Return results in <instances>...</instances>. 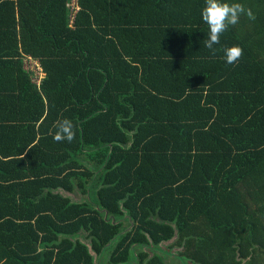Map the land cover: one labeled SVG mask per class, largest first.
<instances>
[{"label":"trees","instance_id":"obj_1","mask_svg":"<svg viewBox=\"0 0 264 264\" xmlns=\"http://www.w3.org/2000/svg\"><path fill=\"white\" fill-rule=\"evenodd\" d=\"M229 2L213 55L205 0H0L1 264H264V0Z\"/></svg>","mask_w":264,"mask_h":264},{"label":"clouds","instance_id":"obj_2","mask_svg":"<svg viewBox=\"0 0 264 264\" xmlns=\"http://www.w3.org/2000/svg\"><path fill=\"white\" fill-rule=\"evenodd\" d=\"M246 15L249 20H255L256 15L251 8H245L239 2L230 3L229 0H205L202 8V19L208 25L209 32L204 40V46L207 47L213 55L217 49L214 45L220 43L221 35L239 23L240 17ZM226 62L236 63L243 56V49L240 45H233L224 49ZM56 132L54 140L56 142H73L76 138L75 124L71 119L64 118L58 120L55 124Z\"/></svg>","mask_w":264,"mask_h":264},{"label":"flooded vegetation","instance_id":"obj_3","mask_svg":"<svg viewBox=\"0 0 264 264\" xmlns=\"http://www.w3.org/2000/svg\"><path fill=\"white\" fill-rule=\"evenodd\" d=\"M177 251H178V249L174 248L171 251H169L170 253L164 254L163 255L164 264H190V263H188L187 259L182 260V259H180V257L176 256ZM243 262H242V264H243Z\"/></svg>","mask_w":264,"mask_h":264},{"label":"crops","instance_id":"obj_4","mask_svg":"<svg viewBox=\"0 0 264 264\" xmlns=\"http://www.w3.org/2000/svg\"><path fill=\"white\" fill-rule=\"evenodd\" d=\"M32 59V58H31ZM34 60V59H33ZM29 65H30V63L29 62H25L24 63V66L26 67V68H29ZM41 67V66H40ZM33 78H34V76L32 75L31 76V79L33 80ZM34 83H36V84H38L35 80L33 81ZM39 82H40V79H39ZM19 175H21V173H18ZM0 176H2V174H0ZM3 176L4 177H9V179H7V180H4V181H0L1 183H4V184H8V183H10V182H12L11 180H17V181H19V182H23V181H25L26 179V177H23V178H19V179H17V178H15V175L14 174H3ZM14 178V179H13ZM27 181V180H26ZM58 191V190H57ZM60 192V191H59ZM62 193V192H61ZM92 196H94V191L92 192ZM4 253H5V251L3 250V251H0V255H4ZM1 262H2V260H0V264H1Z\"/></svg>","mask_w":264,"mask_h":264},{"label":"built area","instance_id":"obj_5","mask_svg":"<svg viewBox=\"0 0 264 264\" xmlns=\"http://www.w3.org/2000/svg\"><path fill=\"white\" fill-rule=\"evenodd\" d=\"M25 62H29V68L32 69L34 71V78L33 80H35L38 84H39V79L41 78L42 75V69L40 67V64L37 60H33L31 59V57H28Z\"/></svg>","mask_w":264,"mask_h":264},{"label":"rangeland","instance_id":"obj_6","mask_svg":"<svg viewBox=\"0 0 264 264\" xmlns=\"http://www.w3.org/2000/svg\"><path fill=\"white\" fill-rule=\"evenodd\" d=\"M63 194L70 196L72 199L74 200H82L84 199V196L78 192L77 190H75L74 192H66V191H62L61 189H59Z\"/></svg>","mask_w":264,"mask_h":264},{"label":"water","instance_id":"obj_7","mask_svg":"<svg viewBox=\"0 0 264 264\" xmlns=\"http://www.w3.org/2000/svg\"><path fill=\"white\" fill-rule=\"evenodd\" d=\"M94 254V253H93ZM94 261H95V264H97V262H96V255L94 256Z\"/></svg>","mask_w":264,"mask_h":264}]
</instances>
